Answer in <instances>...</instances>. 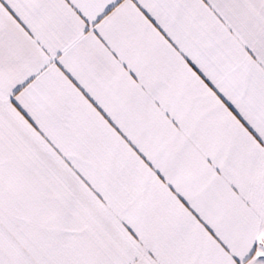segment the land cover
I'll return each instance as SVG.
<instances>
[{
    "label": "snow or ice",
    "instance_id": "snow-or-ice-1",
    "mask_svg": "<svg viewBox=\"0 0 264 264\" xmlns=\"http://www.w3.org/2000/svg\"><path fill=\"white\" fill-rule=\"evenodd\" d=\"M0 264H264V0H0Z\"/></svg>",
    "mask_w": 264,
    "mask_h": 264
}]
</instances>
